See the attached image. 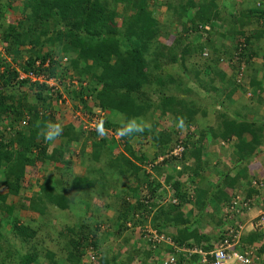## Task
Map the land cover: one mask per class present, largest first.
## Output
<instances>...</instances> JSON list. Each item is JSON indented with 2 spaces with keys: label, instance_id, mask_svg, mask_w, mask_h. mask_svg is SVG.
<instances>
[{
  "label": "trees",
  "instance_id": "16d2710c",
  "mask_svg": "<svg viewBox=\"0 0 264 264\" xmlns=\"http://www.w3.org/2000/svg\"><path fill=\"white\" fill-rule=\"evenodd\" d=\"M1 1L0 20L5 18ZM151 1L6 0L8 9L16 12L19 3L22 8L21 18L16 24L9 22L0 25L4 52L17 57V49L24 48L28 53L27 60L19 69L24 72L34 71L35 74L46 73L48 78L61 83L68 80V83L63 84V91L47 83L17 80L18 68H12L11 63L0 57V67L4 68L0 71V177L2 185L8 189V193L0 194V211L8 214V225L26 241H32L37 232L14 215L15 206L8 204V196L19 195L26 166L34 164V158L43 157L42 163H62L67 166L66 170L71 171L74 163L66 160L65 151L79 144V158L81 164L87 166L86 175L74 176L72 171V180L67 179L61 189H58L61 183L58 181L41 186V193L32 198L29 209L44 213L46 205L51 204L66 210L77 201V194L95 190L109 200L125 190L137 195V202H134L131 212L128 208L131 204L122 196V203L117 209L119 222L115 234L111 236L113 238V235H120L127 230V226H132L129 220L133 222V229L138 227L140 221L146 223V213L152 214L154 229L171 238L178 247H200L210 251L227 237L229 230L212 235L201 232L197 227V222L202 221L205 215L215 222L214 227H223L222 219L215 220L214 216L215 212H221L220 206L208 210V205L211 199L218 202L226 200L225 203L229 204L232 196H227L223 190L212 195L197 190L193 199H187L188 195L183 188L186 184L179 179L188 170L195 168L185 163L194 159L193 166L199 164L203 140L207 135L204 131H198L196 137L193 130L194 133L191 131L184 137L180 131L198 124V113H206L207 107L198 95L199 90H203L212 98L216 97L217 100H214L223 110L219 111L221 123L215 138L227 142L236 139L232 159L236 167L248 165L258 154L264 137V125L248 120L241 111L231 116L229 109L236 91L247 93L252 90L250 98L256 94L254 100H259V95L264 92V29L258 30L264 25V0L248 1L238 11L230 9L228 4H220V0H163L161 5H166L168 12H178L176 20L171 16V20L167 19V26L172 21L181 27L170 45L163 42V39L171 35L170 31L151 9ZM259 21L261 24L258 26ZM218 24L224 27L225 32L215 30L220 27ZM206 26L212 29L208 30L210 35L207 41L199 44L190 42V33L203 32ZM237 37L239 40L235 42L234 52H228L224 39L232 41ZM254 37L263 45L253 47ZM207 50L210 54H207ZM64 57L65 63L62 60ZM196 57L202 60L194 62ZM224 57L230 59L232 64L238 62L239 67L243 64L244 70L230 68L227 64V67L223 66ZM255 57L261 58V62H253ZM38 62L40 65L36 68ZM46 63H49L48 67H45ZM229 71L233 73L229 74ZM237 76L246 78L248 84L240 82ZM24 86L29 92H19L18 89ZM67 101L73 109L80 110L89 119L93 120L95 116V128H90L87 133L69 122L63 125L59 137L46 142L41 135L42 129L49 122L58 121L54 107L59 102L66 104ZM95 109L99 112L96 115ZM156 113L158 117L165 118L169 127L177 132L174 134L168 131L169 127L162 128L160 120L155 118ZM130 119L148 120L151 126L132 137L120 136L118 145L121 139L123 152L116 157L109 155L117 142L114 139L111 148L108 133L112 132V136L119 134L121 121ZM23 121H26L24 126L21 125ZM247 135L251 139H246ZM135 138L154 146L151 151L154 157L147 154L145 145L135 150L131 144ZM56 140H59V146L50 151V146ZM178 144L183 145L185 150L179 163L183 170L176 174L178 164L175 158L159 159L167 156ZM88 147H91L90 152ZM104 154L109 155L108 161H101ZM99 163L100 166L97 165ZM148 167L154 174L148 171ZM98 174L109 179L108 188L99 186ZM157 174L163 180L157 178ZM241 178L248 180L246 183L252 186L253 182L248 179L247 173L233 179H229V174H226L224 185L234 186ZM125 179L129 180V185L123 183ZM165 186L171 192L168 199L170 202L163 201L161 205L152 202ZM145 190L151 203L139 199V194ZM255 195L258 192L252 188L246 192L247 198ZM188 203L192 204L193 211L186 214L184 208ZM104 205L110 206L107 203ZM83 223L79 230L69 229L75 237L70 239L68 264H80L88 247L94 251L99 249L98 224L95 227L97 229L92 231L88 222ZM169 227L175 228L177 233L173 236L169 234ZM2 229L0 222V241L3 237ZM263 237V233L255 231L243 236L241 242L252 245L262 241ZM133 239L134 236H127L125 244L120 243L114 251L122 250ZM161 249L174 253L176 264H200L199 254L185 257L171 246H168V250ZM112 251L111 247L104 251L107 255L101 258L102 264H125L124 259L118 263L117 254L111 255ZM240 251L244 252L245 248L242 247ZM145 254L147 257L153 255L150 251H145ZM258 254H264V244ZM47 257L56 263L53 252H49ZM134 257L128 256L127 262H132ZM37 259V253L32 252L20 260L21 264H34Z\"/></svg>",
  "mask_w": 264,
  "mask_h": 264
},
{
  "label": "rangeland",
  "instance_id": "374dc122",
  "mask_svg": "<svg viewBox=\"0 0 264 264\" xmlns=\"http://www.w3.org/2000/svg\"><path fill=\"white\" fill-rule=\"evenodd\" d=\"M163 0H153L151 1V9L154 10L157 13L158 19L162 24H166L165 26L167 29L170 31V36L166 37L163 39V42L167 43L168 45L172 44L176 35H178V32L180 31L181 27L177 24V22L173 23L171 21V24H168L167 26V19L171 20V17H174L176 20L178 17L177 11L176 12H168V8L166 5L162 4ZM250 2L252 0H220V4H228L230 9H233L234 11L241 10L244 8L243 6L246 4V2ZM6 0H2L1 4H4V16L5 18L0 20V25L1 23H4L7 25L9 22L12 23H17L20 18H21V3L17 5V11L14 12L10 9H8L7 5L5 4ZM235 2V3H234ZM156 4V5H155ZM243 4V5H242ZM120 8V7H119ZM171 16V17H170ZM121 20V19H120ZM173 20V21H175ZM3 21V22H2ZM121 23V21H119ZM261 24V21H259L258 26ZM218 32H225L224 27L222 28V25L218 24ZM208 27V29L206 28ZM204 28L203 32L200 33H190L189 35V40L190 42L193 41L195 44L199 43H204L207 41V38L209 37L210 33L209 31L212 30L211 27L206 26ZM252 27V26H251ZM209 30V31H208ZM206 31V32H205ZM248 36V35H246ZM238 37L234 40L230 39H224L223 42H225L228 45V52H234V45ZM239 40V39H238ZM222 44V41H221ZM207 54H210V51L207 50ZM0 52H1V58L4 59L6 62L11 63V67H19L21 64H24L25 61L27 60V51L24 48H18L17 49V57H15V54L11 55L3 51V42H2V31L0 30ZM236 55V53H235ZM234 56V53H233ZM203 57H205L203 55ZM236 60V56H234ZM16 58V61H15ZM225 61L222 64L223 66L228 65L230 68H241V70H244L242 65L239 67L238 62H234L233 64L229 62L230 59L227 57H224ZM66 57H64L63 63H65ZM261 59V58H260ZM198 57L195 58L194 62H199ZM234 65V66H232ZM227 67V66H226ZM3 67H0V71L3 70ZM170 69V68H169ZM230 70V69H229ZM229 73H233L232 71H229ZM242 73V72H241ZM242 83H247L246 78L237 76ZM60 86V90L63 91L64 85L68 83V80L62 81L57 80ZM64 84V85H63ZM19 92H29V89L27 87H20ZM65 95V94H63ZM247 95H249L247 93ZM221 110V109H220ZM54 112L56 113L55 118L61 122L63 125H67V123L71 122L76 125L77 128H80L82 130L88 131L96 126V117H93V120L89 119L87 115H83L80 110L78 109H73L71 106L70 102L67 101L65 104L64 102H59L58 104L55 105L54 107ZM95 115L96 113L98 114V109L94 110ZM159 114L156 113V117L158 118V121L160 120L161 122V127L162 128H167L169 127V124L163 117H158ZM190 129H183L181 130V135L184 137L187 135L189 132H193V129L195 128L194 126L189 127ZM193 128V129H192ZM190 130V131H189ZM168 131L174 132V134L177 132L174 128L169 127ZM196 132V131H195ZM194 133V132H193ZM108 137L110 139L109 144L112 148V144L114 143V139L117 142V145H114L115 148H112V152L109 155H113V157H116L117 155L121 154L124 150L123 143L121 142V139L119 141L118 145V140L120 135L119 134H114L113 136L111 135L112 132H109ZM173 134V135H174ZM195 134V133H194ZM180 135V134H179ZM100 136L99 138H101ZM118 138V139H116ZM99 140V139H98ZM137 147L136 149L138 150L140 146L142 145H147V141H144L140 138H137ZM134 142V141H133ZM132 142V143H133ZM59 140H56L51 146H50V151H52L53 148H56L59 146ZM131 143V144H132ZM136 144V142H135ZM134 146V144H133ZM81 148V144L76 145L72 148L66 149V160H72L74 165L72 166L73 169H77V174H80L83 176L84 173L86 172L87 166L82 165L80 162L79 158V151ZM91 151V147H88V152ZM107 154H104L103 158L101 161H108L107 157L109 156ZM44 159L43 157H41ZM41 158H34L36 161H34V164L32 165H27L26 170H25V178L23 181V188L19 195H9L8 196V204L14 205L15 206V211L14 215H17L20 219V221L23 224H28L30 225L36 232V236L32 241H26L22 237L16 235L10 225H8V219L9 216L5 212L0 211V222L3 226L2 229V240L0 241V261H2V264H21V258L28 254V253H37L38 259L34 264H68L67 263V256H68V248L71 247L70 245V239L71 237H75L74 233L70 232L69 229L76 228L80 229L81 226H83V221L87 224L89 223V227L92 231H94L97 224L99 230L98 232V242H99V249L98 251H94L92 247L86 248L85 256L80 264H102L101 258L105 257L107 254H104V251L109 250L110 247L113 249L111 255L114 253L117 254V259L116 261L118 263L119 260L124 259L125 264H140L141 262H146L147 264H156V262L160 261L162 262V259H165L167 256V252L164 253L163 257L160 259L156 253H159L163 251L161 248H166L168 246V243H161L159 246L156 245V248L154 249L153 243L149 238L150 233L148 232L150 229H154L153 225V220L152 219V214L146 213L145 217L147 219L146 223H142L140 221L138 227L136 229H133V222L132 220H129L128 223L132 224V226H127V230L123 231L122 234L118 235H113L115 234V229L118 226V211L121 203H122V196L127 198L128 203L131 205L128 207L131 212L134 209V202H137V195H132L129 194L127 191L123 190L122 192L119 193V195H116L113 198H110L109 200H106L105 197H103L100 192H95L93 190L91 193H83L81 195L77 194V201H74L72 204H70V207L66 210H61L58 207L47 204L46 209L44 213H40L37 211H33L29 209V205L31 204L32 198L37 197L41 193V186L45 185H51L52 183L55 182H61L58 186V189H61L67 179H71V171L66 170L67 166H65L62 163H57V162H46L43 161ZM176 163L177 160H175ZM98 166L101 165V163L97 164ZM174 167V166H173ZM148 167V171L154 174L152 171H150ZM74 171V170H73ZM158 175V174H157ZM155 175V176H157ZM99 178L98 184L99 186H110L109 179H104L101 175H97ZM110 177V176H108ZM158 178L160 180H163L162 177L158 175ZM108 182V183H107ZM129 180L127 181L126 179L123 181L124 184H130L128 183ZM107 183V184H106ZM63 184V186H61ZM245 186V185H243ZM247 186V185H246ZM145 187V186H142ZM57 189V190H58ZM165 189H162V194L161 191L159 192V198H155L152 200V202L158 203L159 205L162 204V202H166V200H162V197L164 195ZM59 191V190H58ZM8 193V189L2 185V178L0 177V194H6ZM167 194V193H166ZM245 192L243 191L241 196H244ZM141 195V196H140ZM236 195V193L234 194ZM233 195V196H234ZM147 196V190L145 192L139 194V199L143 200ZM80 197V199H79ZM79 199V200H78ZM99 202V203H98ZM170 202V200H169ZM257 202V200H256ZM107 203L110 205L109 207H106L104 204ZM151 203V202H150ZM100 204V205H97ZM126 204V203H125ZM262 204H264V198L260 197V201L257 202V207L256 209H262ZM97 205V206H96ZM127 205V204H126ZM119 206V207H118ZM252 215H255L256 212L252 211ZM215 220L218 218H222L223 221V227H214V224L208 223L210 221L208 218H204L199 224L200 229L203 228H208V226H211V233L218 235L224 231L227 230V227L234 226L237 222L238 219L232 220L230 222H226L224 220V217L222 215V212H215L214 214ZM242 218H245L244 220H250L247 219V216H240ZM137 218V217H136ZM135 218V220H136ZM131 219V217H130ZM137 221L139 222V219L137 218ZM240 221V220H239ZM83 223V224H82ZM129 230V231H128ZM133 232V234H131ZM205 232V231H204ZM118 236L117 238H115ZM131 237L134 236L133 241H130L127 245L124 247L123 250H119L118 252L114 251L115 248L121 243L122 245L125 244L126 237ZM173 236V235H172ZM142 238V239H141ZM114 239V240H113ZM147 241L146 243L142 241ZM174 242V241H173ZM120 244V245H121ZM176 245V243L174 242ZM136 246V248H135ZM165 246V247H164ZM145 251H150L152 252V256L147 257L145 254ZM49 252L54 253V261L56 263H52V261L47 257V254ZM111 256L110 254H108ZM135 256L133 261L127 262L128 256ZM264 255V254H263ZM93 256L95 259H93ZM185 256V255H184ZM108 257V256H107ZM261 260L256 263V264H264V258L263 256H260ZM263 258V259H262ZM200 264H202L201 259H200ZM117 264V263H116Z\"/></svg>",
  "mask_w": 264,
  "mask_h": 264
},
{
  "label": "crops",
  "instance_id": "0c3cea01",
  "mask_svg": "<svg viewBox=\"0 0 264 264\" xmlns=\"http://www.w3.org/2000/svg\"><path fill=\"white\" fill-rule=\"evenodd\" d=\"M263 30L264 29V25L260 26L258 28V30ZM255 43L253 45V47H259L260 45H263V43L259 42L255 37L253 40ZM264 54V51H263ZM253 62H258L260 63L261 60L260 58L257 59L256 57L253 59ZM229 73V72H228ZM231 74V73H229ZM248 84V81H247ZM264 91V90H263ZM196 92H198V90H196ZM252 90H250L249 92H247L249 95H247V93H244L242 91H236L232 97V105L231 108L229 109V114L231 116H234L236 111H241L242 114L246 115V118H248V120L258 123L263 124L264 125V92L261 93L260 99L258 100H254V98L256 97V94L254 97L250 98ZM253 93V92H252ZM199 99H202V102L204 103V106H206L207 111L205 114L202 113H198L197 115V119H198V124L194 125V129L196 131V137H198V131H204V133H206V138H204L203 140V148H202V152H201V158H200V162L199 164L195 165V160L191 159L189 160L187 163H185L186 166L188 167H195L197 169V171H194L195 168L190 171L188 170L187 173L183 174L182 177L179 179L181 180L184 184H186V186H183L185 192L187 193V199H193L195 196V193L197 190L200 191H207L209 192L210 195H212L214 192H219L218 190H223L225 192V194L229 197L233 196L235 193L242 195L243 191L245 192L244 195H246V192L249 188H252L254 190H256L258 192V195L255 197L257 198V202L260 201V197L264 198V187L262 188H258L256 186H254L252 184V186H249L248 183H246L248 180H244V179H240L238 182L235 183L234 186H225L224 182H225V175L229 174V179H233L236 176H242V174L247 173L248 175V179L251 180V182L258 180V179H264V137H262V145L260 147V149H258V154L252 158L249 162V164L247 165H243V166H237L234 164L233 162V153H234V149H235V143H236V139H234L233 141L227 142V141H223L221 139H217L215 138V135L217 131H219V126L221 123V119H220V112L219 111H223L220 110L221 106H219V103H216L215 100L216 97L212 98L209 94H207L206 92H204L203 90L200 91L199 90ZM216 96V95H215ZM215 99V100H214ZM214 100V101H213ZM264 136V133H263ZM118 139V138H116ZM137 138H135L132 143V146L134 144V149H136V145H137ZM246 139H251L250 135L246 136ZM136 142V144H135ZM147 143V142H146ZM144 146V145H143ZM154 146L151 145H145V148L148 149L147 154L150 157H154V154L151 152L153 150ZM115 148V147H114ZM261 151V152H260ZM176 165V164H175ZM179 165V164H178ZM167 167V166H166ZM73 169V167H72ZM245 169L247 170L245 172ZM74 170V171H73ZM73 175L74 176H83L80 174H77V169H73ZM176 170V174L177 171L181 172L183 170L182 166H177ZM174 172V171H173ZM86 174V172L84 173V175ZM158 178V177H157ZM160 179V178H159ZM264 181V180H263ZM232 182V181H231ZM245 185V186H243ZM247 185V186H246ZM166 191H164V196L162 198H167V201H169L168 199H170L171 197V192L169 190L168 187L165 186L164 188ZM167 193V194H166ZM162 194V192H161ZM159 194H157L156 198H159ZM221 196V195H220ZM226 200L220 201L218 202V200L215 199H211L208 205V210H213L212 208L216 207V206H220L221 208V212H222V208L227 205V203H225ZM185 213L187 214L188 211H193V206L192 204H187L186 207L184 208ZM252 211L257 212V209L255 207V209H252ZM249 215H251L249 213ZM253 217V216H251ZM204 218H208L210 221H208V223H213L215 224V222L211 221V218H209L207 215L204 216ZM247 219H249L248 217H246ZM217 220V219H216ZM200 222H197V227L200 229L199 224ZM170 232L169 234H176L177 231L175 228L173 227H169ZM201 232L204 233H211V226L209 225L208 228H203L200 229ZM255 228L253 227V224L251 221L247 220L245 223V231H244V237L247 236V234L254 232ZM261 233H263L264 235V230L259 231ZM215 235V234H212ZM219 235V234H218ZM261 244H264V237L262 241H257L255 243H253L252 245H245L243 243H241L242 247H252V248H259L261 246ZM165 247V246H164ZM167 250H168V246H166ZM124 251V248L122 249ZM168 252L165 251V249L159 253H156V255L160 258L163 257L164 253ZM264 256V255H263ZM160 258V259H161ZM264 258V257H263ZM262 258V259H263ZM163 260V259H162ZM161 261V260H160ZM259 262V261H258ZM257 262V263H258Z\"/></svg>",
  "mask_w": 264,
  "mask_h": 264
},
{
  "label": "built area",
  "instance_id": "2783aa9c",
  "mask_svg": "<svg viewBox=\"0 0 264 264\" xmlns=\"http://www.w3.org/2000/svg\"><path fill=\"white\" fill-rule=\"evenodd\" d=\"M208 29V27H206ZM40 63L38 62L35 67H39ZM49 63L45 64V67H48ZM30 80L31 82H40L47 83L50 87L60 89L58 81L55 79L48 78L46 73L35 74L34 71L24 72L22 69L18 68V79L17 80ZM22 126L26 125V121L21 123ZM184 146L178 144L173 148V150L165 157L159 159V161L164 160V158L173 157L176 160H181L184 153ZM264 179H258L253 181V185L262 188L264 187ZM144 203H150L151 200L146 196L143 200ZM256 206V200L254 198H245L240 195L234 196L231 203L226 205L223 208L222 215L225 221H234L239 219L240 216H247L252 209ZM252 221L253 227L255 229H264V206L262 209H258L257 213ZM245 229V222L241 223L237 220L236 224L231 227H227L229 230L227 237L221 241L219 244H216L214 249L207 251L203 250L200 247H194L192 249L183 247H178L174 244L171 238H167L162 234H159L156 230L150 229L149 238L153 243L154 249L156 245L158 246L161 243H168V246H171L175 251L182 253L185 257H190L193 254H199L201 257L202 264H252L256 259V249L248 247L244 252H241V238L243 231ZM237 248V249H236ZM167 256L162 260V264H176L177 257L172 252H167ZM93 259L95 257L93 256Z\"/></svg>",
  "mask_w": 264,
  "mask_h": 264
},
{
  "label": "clouds",
  "instance_id": "9594fccd",
  "mask_svg": "<svg viewBox=\"0 0 264 264\" xmlns=\"http://www.w3.org/2000/svg\"><path fill=\"white\" fill-rule=\"evenodd\" d=\"M3 51H4V49H3ZM150 122L148 121V120H143V121H138V120H136V119H130V120H124V121H121V127H120V129H119V135L120 136H123V137H132L133 135H135V134H139V133H142V132H144L146 129H148V128H150ZM63 128H64V126H63V124L61 123V122H49L43 129H42V131H41V135L43 136V138H44V140L46 141V142H49V141H54L57 137H59L61 134H62V132H63ZM177 164H179L180 163V161L179 160H177ZM177 166L179 167V166H181V165H176V168H177ZM236 195H240V194H236ZM236 195H234V196H236ZM234 196H232V199L234 198ZM241 196V195H240ZM257 196V195H256ZM243 197H245V198H247V196L246 195H244ZM252 198H254L255 200L257 199L255 196H253ZM232 199H231V201H232ZM250 199V198H249ZM231 203V202H230ZM229 203V204H230ZM229 204H227V205H229ZM226 206V205H225ZM224 206V207H225ZM262 207L264 206V204H262L261 205ZM223 207V208H224ZM255 207H257V202H256V206ZM255 207H254V209H255ZM223 208H222V211H223ZM221 210V209H220ZM258 210V209H257ZM252 212V211H251ZM251 212H250V214H251ZM257 213V212H256ZM251 216H253L254 217V215H247V217H249L250 219L251 218H253V217H251ZM222 219V218H221ZM245 218H242V217H240L239 219H238V221L239 222H241V223H246V221L247 220H244ZM252 222V221H251ZM263 231L264 229H255V231H257V232H259V231ZM244 231H245V229H244ZM244 231H243V235H244ZM254 231V232H255ZM243 235H242V237H243ZM242 243V242H241ZM260 247H262V244H261V246ZM260 247L258 248H255L256 249V259L254 260V262L252 263V264H256L258 261H260L261 260V257H260V255L258 254L259 253V249H260ZM245 249H247L248 247H244ZM261 256H263V254L261 255ZM264 257V256H263Z\"/></svg>",
  "mask_w": 264,
  "mask_h": 264
}]
</instances>
